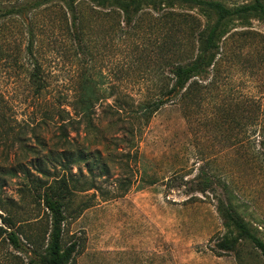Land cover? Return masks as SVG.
I'll use <instances>...</instances> for the list:
<instances>
[{
	"label": "rangeland",
	"instance_id": "rangeland-1",
	"mask_svg": "<svg viewBox=\"0 0 264 264\" xmlns=\"http://www.w3.org/2000/svg\"><path fill=\"white\" fill-rule=\"evenodd\" d=\"M22 1L0 0V9ZM214 1L227 7L252 2ZM77 6L82 53L58 2L23 19L8 15L0 21V166L33 163L31 149L38 142L45 145L42 154L61 148L57 128L67 122L64 112L72 117L81 78L92 79L100 98L93 122L105 141L95 146L92 139L84 140L83 125L79 137L68 130L70 140L91 150L98 147L109 168L95 179V190L79 192L77 186L65 211L61 247L77 244L70 264H264L260 252L240 239L217 210L220 202H230L264 243V21L225 24L221 56L188 109L167 105L147 125L134 121L133 114L121 115L127 124L144 126L136 154L128 157L133 150L111 139L121 128L109 126L117 118L114 101L128 112L156 97L167 75L164 44L186 40L192 26L164 14H188L200 31L213 24L214 16L181 4L155 11L145 7L128 28L110 10L85 0ZM26 19L35 36L41 91L31 80L33 60L25 52ZM31 174L29 179L21 173L5 175L0 264H28L29 257L9 246V232L24 238L46 227L47 210L31 182L37 173L32 169ZM82 174L88 183L92 176L84 167ZM200 174L212 183L205 194L195 191ZM233 241L234 252L218 247Z\"/></svg>",
	"mask_w": 264,
	"mask_h": 264
},
{
	"label": "trees",
	"instance_id": "trees-1",
	"mask_svg": "<svg viewBox=\"0 0 264 264\" xmlns=\"http://www.w3.org/2000/svg\"><path fill=\"white\" fill-rule=\"evenodd\" d=\"M81 0H23L20 4L0 9V21L8 15L23 16L38 11L44 6L52 3H60L64 15L70 18V27L73 31V39L76 43L79 53L83 52V33L82 21L78 14V4ZM93 8L110 10L120 15L125 27H131L134 17L143 8L148 7L155 11L162 5L171 6L181 4L197 8L198 10L209 13L214 16V22L211 26L199 30V23H193L195 19L188 14L180 15L172 12L164 14L166 19L174 16L181 17L185 24L191 23L189 32L185 36L186 40H172L174 43L166 42L164 48L167 55L164 60V68L167 75L164 77V85L160 88L159 94L146 101L139 102L135 110L125 112V108L116 99L114 101V116L116 120L109 123V126L116 125L121 127L119 132L111 139L120 143H125L129 149L128 157H134L137 152V142L140 138L143 124H127L126 119H121V115L133 114V120H143L148 124L152 116L167 105H175L188 109L187 105L195 99V96L203 90L201 83H204L211 76V71L215 67L218 58L221 56V41L223 29L227 22L232 20H247L250 18L264 21V2L261 0H252L249 4H243L235 7H227L219 1L214 0H85ZM27 27L28 43L25 49L28 57L33 60V70L31 80L38 91H41L43 79L40 76V68L34 59V33L31 30V22L24 20ZM198 25V27H197ZM184 34V33H183ZM186 34V33H185ZM1 40V34H0ZM3 57V51L0 47V60ZM176 58V62L172 59ZM178 59V60H177ZM171 83V84H170ZM95 85V84H94ZM93 85L92 79L83 77L78 85V94L75 98L73 112H64L67 116L66 123L58 126L59 137L57 143L61 145L59 150L46 152L42 154L40 148H45L43 142H38L37 147L31 149L34 161L26 163H13L9 167L0 166V191L5 187V175L9 177L17 176V173L23 174L26 178L32 176L33 169L37 176L31 179L34 185V192L42 200L44 208L47 210L46 227L39 229L36 234L23 235L20 237L17 232H9L7 241L9 246L18 254L29 257L28 264H70L72 256L76 251L77 244L71 243L62 248L61 241L63 235V226L65 222V211H68L71 205L72 196L76 191L87 192L96 189L95 179L101 177L108 171V165L105 162L103 153L97 148L88 149L81 146L78 141L70 140L69 131L79 137L80 126L83 125L82 132L84 140L92 139V145H100V141H105V136L100 134L99 127L93 122L96 103L99 101L97 90ZM202 88V89H201ZM131 99V98H130ZM132 100V99H131ZM128 114V115H127ZM63 122V120L61 121ZM76 125V126H74ZM123 125V126H121ZM128 125V127H126ZM220 127V126H218ZM68 132V133H67ZM133 155V156H132ZM109 156V155H107ZM82 167L87 170L91 180L83 182L85 176L82 174ZM78 170V174H73V169ZM97 171V172H95ZM31 175V176H30ZM79 176V177H78ZM198 193L205 194L211 189L212 183L206 175L200 174L197 177ZM48 181L50 183L48 184ZM77 186L79 187L77 189ZM0 202H2L0 200ZM218 212L231 223L240 239L250 242L264 258V243L254 235L245 221L239 216L230 202H220L217 207ZM22 238V239H21ZM236 242H221L219 249L229 252L236 250Z\"/></svg>",
	"mask_w": 264,
	"mask_h": 264
}]
</instances>
